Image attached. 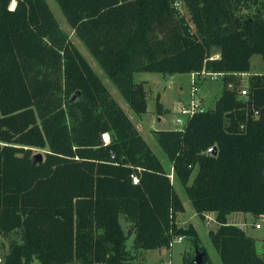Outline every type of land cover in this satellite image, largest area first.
Wrapping results in <instances>:
<instances>
[{
    "label": "trees",
    "instance_id": "16d2710c",
    "mask_svg": "<svg viewBox=\"0 0 264 264\" xmlns=\"http://www.w3.org/2000/svg\"><path fill=\"white\" fill-rule=\"evenodd\" d=\"M56 2L136 115L148 101L135 73H223L214 107L153 134L196 214L215 213L208 233L222 263L264 264L256 238L228 220L264 215V73L244 81L245 98L238 75L264 59V0ZM156 110L167 111L158 96ZM34 149L44 150L35 164ZM183 211L160 158L47 1L0 0V264H134L139 249H171L177 236L213 264L195 226L178 223Z\"/></svg>",
    "mask_w": 264,
    "mask_h": 264
},
{
    "label": "rangeland",
    "instance_id": "374dc122",
    "mask_svg": "<svg viewBox=\"0 0 264 264\" xmlns=\"http://www.w3.org/2000/svg\"><path fill=\"white\" fill-rule=\"evenodd\" d=\"M46 1L49 4L50 9L52 10L55 18L59 22L61 28L68 34L71 42L74 43L76 45V47L80 50V52L85 56V58L88 60L90 65L93 67V69L101 77L104 84L108 87L112 96L118 101V103L122 106V108L125 110V112L129 113L132 116V119L134 121V119L136 118L135 117L136 114L132 111V109L129 107V105L126 103V101L122 98V96L120 95L118 90L114 87L111 80L106 76V74L101 69V67L98 65L96 60L89 53L88 49L83 44V42L76 36L75 31L70 27V25L66 21V19L63 15L58 3L56 2V0H46ZM176 5L179 7V10L181 11V13L184 14L185 17L186 16L188 17V14H187L185 7L180 2H177ZM252 8H254V6ZM251 73H264V59L261 55L252 56V58H251V72L248 74L250 75ZM147 74H150L148 76H155V77L151 78L153 82H151V83L149 82L148 86H146V83H148V82L145 81L146 91L148 92L149 89H151L148 92L149 93L148 94V96H149V99H148L149 108L150 109L156 108V98H157L158 91H159L158 89L161 90L162 88L165 87L164 88L165 91L163 92L164 99L166 101L167 107L170 110H167L166 112H163L162 114H160V115H163V117H162L163 124H165L166 127H173L174 126L177 128H181V126L176 124V122H175V119L178 116L175 109L178 105H180V101H184L183 104L186 103V100L188 101L189 96L187 94H188L189 88H190V81H189L190 75H189V73L174 74V76L171 78V80H173V81H171V82L164 80L163 79L164 77H162V75L159 73H147ZM240 77H241L242 84H241L239 89L246 87L245 84H243V83H244V81H247L249 76L245 75V76H240ZM135 80L136 81H142V80H139L138 75H136ZM159 80L161 82H160V85L158 86ZM177 80L180 81V83L182 84L183 91H180L178 89V87L175 85V83H173V82H177ZM221 91H222V80L220 78H206V79H203L199 83V92L197 94V97L203 96L204 107H205V109H208V108L214 107L215 101L220 96ZM153 116H154V119L156 120L157 113L155 115L153 114ZM156 125H157L156 127H159L158 123H156ZM161 129H166V128H161ZM152 133H153V131H152ZM144 134L147 135L148 132H146ZM149 137L150 136H148V141L150 142V146H151L152 150L155 152V154L158 157H160V159H162V161H164L165 164H167L169 159L166 156L165 152L157 144L155 137L152 139ZM37 152L44 154L43 149H34V154ZM195 173L196 172L194 171L191 178H190L189 184H191V182L195 176ZM171 180L173 181V184H174L176 191L179 192V196H180L182 203L184 205V211L177 214L178 223L180 225H186L188 223L194 224V226L196 227V229L198 231L199 237H200V244H201V246H203L206 249L212 263L213 264H223L221 259H220L219 252L216 249V247L214 246V244L212 243L211 238H210L209 233H208L210 229H215L217 227L214 213L206 214L205 219L202 220L196 214V212L193 208V205H192L186 191L184 190V188L176 180H173V179H171ZM235 214H246L247 223H248V227H246V229L249 231V233L255 234L257 236L256 241H255L256 249H257L258 253L263 254L264 253V227L262 226L261 229L251 228L249 225L254 220V217L250 213L234 212V213H231L229 215L230 217L229 216L228 217L232 219L235 216ZM120 222H121L122 227L127 231L129 229L130 224L128 222H126L123 217L120 218ZM234 222H235L234 220H231V223H234ZM133 239H134L133 234H130V237L127 240V246L129 249H131L130 247L133 243ZM0 241L4 242V248L0 250V256H3V254H5L7 252L6 246L8 244V241L6 239H3V238H0ZM193 248L194 247H193L191 239L189 237H185L180 241H174L172 243L171 249L170 250L166 249L163 252V256H162L161 260H150L149 262H137V263L135 261V263L136 264H166V262L169 261L171 264H183L185 255H187V254L189 256L193 255V250H194ZM140 250H142L141 256H143L142 254L146 250H144V249H140ZM186 251H188V252L186 253ZM136 254H137L136 256L138 258L140 256V255H138V251L136 252ZM154 254H155L154 252H151V253H147L146 256L153 257ZM144 255H145V253H144ZM31 264H40V262L37 258H34L33 261L31 262Z\"/></svg>",
    "mask_w": 264,
    "mask_h": 264
},
{
    "label": "crops",
    "instance_id": "0c3cea01",
    "mask_svg": "<svg viewBox=\"0 0 264 264\" xmlns=\"http://www.w3.org/2000/svg\"><path fill=\"white\" fill-rule=\"evenodd\" d=\"M147 73H154V72H138V73H135L134 74V79L136 78V75H138V77H139V80H143V81H147L148 83H146V86H148L149 85V82L151 83V82H153L152 81V77H155V76H148V75H150V74H147ZM162 75V74H161ZM189 75H191V73H189ZM174 75H162V77H164L163 79L164 80H167V81H173V80H171V78L173 77ZM191 80V76H190V78H189V81ZM159 82V84H158V86L160 85V80L158 81ZM173 83H175V85L178 87V89L180 90V91H183V86H182V84L180 83V81H178L177 80V82H173ZM171 87V86H170ZM165 88V87H164ZM164 88H162L161 90L160 89H158L159 91H158V98H159V101L161 102V104H162V107H163V109H167V110H170L168 107H167V104H166V101H165V99H164V94H163V92L165 91V89ZM151 89H149V91H150ZM148 91V92H149ZM147 92V101H148V99H149V96H148V93ZM189 92H190V88H189ZM189 92H188V96H189ZM199 92V91H198ZM198 98L201 100V102H202V104H203V108H205L204 107V100H203V96H198ZM188 100H189V97H188ZM186 102H188L187 100H186ZM184 103V101H180V105H178L177 107H176V109L175 110H177L180 106H181V104H183ZM156 109V108H155ZM155 109H150L149 108V101H148V105H147V112L146 113H144V114H142V115H136L135 117V119H134V121H133V119H132V116L129 114V113H127L128 115H129V117L132 119V121H133V123L135 124V126L137 127V129L141 132V134L144 136L145 134L144 133H146V132H148V134L147 135H145L144 136V138L146 139V141L148 142V144L150 145V142L148 141V136H150L149 138H154V134L152 133V131H154V130H157V129H161V128H166V129H175V128H177V127H166L165 126V124H163V119H162V117H163V115H160V114H162V113H159L158 114V112H157V110H155ZM157 113V118H156V120L154 119V116H153V114L155 115ZM156 123H158V126L159 127H156L157 125H156ZM151 147V146H150ZM160 158V157H159ZM161 160V162H162V164H163V167H164V169L166 170V172L169 174V176L170 175H173V167H172V164H171V162L168 160V162H167V164H165L164 163V161H162V159H160ZM171 179H173L174 180V178H171ZM173 182V181H172ZM178 193V195H179V192H177ZM181 199V198H180ZM184 206V205H183ZM208 213H214V212H207L206 214H208ZM206 214H205V216H206ZM214 215H215V213H214ZM230 217V216H229ZM228 217V220H229V222H231V220H234L235 222V224H238V225H240V226H242L246 231H247V233L248 234H250V235H252L253 237H257L255 234H251V233H249V231L246 229V227H248V223H247V216H246V214H235V216L231 219V218H229ZM254 217V220L251 222V224L249 225L251 228H254L253 227V225H254V223H255V216H253ZM189 221V220H188ZM187 221V222H188ZM194 225V224H193ZM196 228V227H195ZM166 249L165 248H160V249H154V250H146V251H144V253H145V255H144V253L142 254L143 256H141V251L142 250H138V255H140L138 258H137V260H136V263L137 262H149L150 260H161V258H162V256H163V252L165 251ZM170 250V249H169ZM168 251V250H167ZM151 252H154L155 254H154V256L153 257H149V256H146L147 255V253H151ZM188 251H186V253H187ZM149 255V254H148ZM168 257V256H167ZM144 258V259H143ZM136 263H134V264H136ZM166 264H171L169 261L168 262H166Z\"/></svg>",
    "mask_w": 264,
    "mask_h": 264
},
{
    "label": "built area",
    "instance_id": "2783aa9c",
    "mask_svg": "<svg viewBox=\"0 0 264 264\" xmlns=\"http://www.w3.org/2000/svg\"><path fill=\"white\" fill-rule=\"evenodd\" d=\"M223 75V73L220 72H193L191 73V80H190V92H189V100L185 104H182L177 110V118L175 119L176 124L180 125L181 127L185 124L186 120L191 117L194 113L199 111L203 108V104L201 100L197 97L198 91H199V83L206 78H219ZM239 76H245L248 75V73H239ZM239 96L240 97H246L247 96V86L244 88H241L239 90ZM102 140L104 143H108L110 141L109 134L107 132L102 134ZM170 178H173V175H170ZM133 184L139 183V177L137 175L131 176ZM264 220L258 219L257 222L254 223L253 227L255 229H261L263 226ZM184 236H177L174 238V241H180ZM172 242V243H173Z\"/></svg>",
    "mask_w": 264,
    "mask_h": 264
},
{
    "label": "water",
    "instance_id": "95a60500",
    "mask_svg": "<svg viewBox=\"0 0 264 264\" xmlns=\"http://www.w3.org/2000/svg\"><path fill=\"white\" fill-rule=\"evenodd\" d=\"M74 97V96H73ZM217 148L216 147H212L211 149L205 151V153H210L213 152L214 154L216 153ZM43 159V154L40 152H37L35 154H33L32 156V162L35 164L36 162H41ZM256 218L260 219V220H264V215H257ZM204 254L205 251L204 250H199L198 248H195L194 250V256H193V262L195 264H201L204 261ZM4 260L3 256H0V261L2 262Z\"/></svg>",
    "mask_w": 264,
    "mask_h": 264
},
{
    "label": "bare ground",
    "instance_id": "6f19581e",
    "mask_svg": "<svg viewBox=\"0 0 264 264\" xmlns=\"http://www.w3.org/2000/svg\"><path fill=\"white\" fill-rule=\"evenodd\" d=\"M15 1H12L11 4H10V7L13 8L15 6Z\"/></svg>",
    "mask_w": 264,
    "mask_h": 264
}]
</instances>
